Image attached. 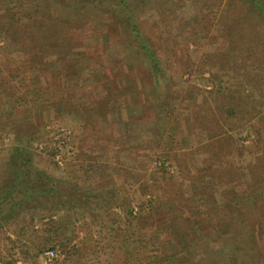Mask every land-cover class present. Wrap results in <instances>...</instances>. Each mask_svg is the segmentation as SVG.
Segmentation results:
<instances>
[{
	"label": "rangeland",
	"instance_id": "1",
	"mask_svg": "<svg viewBox=\"0 0 264 264\" xmlns=\"http://www.w3.org/2000/svg\"><path fill=\"white\" fill-rule=\"evenodd\" d=\"M39 1L0 0V21L9 22L12 35L10 44L0 41V94L11 92L4 97L7 115L0 119V198L17 182L24 163V181L40 175L66 196L77 186L79 203L74 213L38 209L48 216L24 232L21 224L0 223V264H195L203 245L218 247L222 241L213 225L236 227L243 217L255 227L249 263L264 264V235L250 204L232 205L226 217L221 210L200 215L199 222L196 217L194 240L178 247L164 194L175 179L182 208L192 210L195 203L214 205L243 189L236 171L218 187L208 181L198 187L187 177L219 169L215 136L199 123L201 113L216 111L214 82L248 91L237 95L251 114L227 124L220 120L239 146L232 163L243 166L248 178L256 156L264 158L260 92L248 77L229 76L221 42L218 18L227 0H128L125 6L119 0H72L78 1L76 11L60 15L56 36ZM253 18L260 36L264 20L256 12ZM131 23L157 56L159 73L135 48ZM223 94L229 97L231 90ZM175 151L190 159L182 174L171 155ZM10 193L8 200L17 199V189ZM49 196V203L57 201ZM130 208L133 216L126 214ZM60 217L63 227L55 228ZM7 236L27 249L26 261L15 254L13 262ZM171 239L174 255L164 257L159 251ZM131 240L146 250L129 246ZM49 247L58 251L50 261L43 256ZM82 251L86 256L80 260Z\"/></svg>",
	"mask_w": 264,
	"mask_h": 264
},
{
	"label": "trees",
	"instance_id": "2",
	"mask_svg": "<svg viewBox=\"0 0 264 264\" xmlns=\"http://www.w3.org/2000/svg\"><path fill=\"white\" fill-rule=\"evenodd\" d=\"M127 1L128 0H119L123 6L126 5ZM77 3L78 1L74 3L72 0H41L39 3H36V5H39L45 12L47 24L51 28L50 30H52V33H54L53 35L56 36L57 32L62 28L59 23L60 15L75 12ZM247 3L253 7V12L250 8L247 9L245 7ZM255 12L264 20V0H243L238 2H235V0H227L225 6L221 10L218 21L223 27L224 39H222L221 42L222 44L223 41L225 43L224 49L227 64H229V68L232 70L229 76L236 79L238 75L241 74L244 77H248L249 80L253 82V88H256V90L260 92L259 98L261 100L262 110L264 109V31L260 36L255 34L256 31L260 29L254 22L253 13ZM95 14L97 13L92 12L93 18ZM130 33H132V37L134 36V41L136 42L134 45L135 48L140 51L143 50L147 58L151 60L152 72L154 74L159 73L160 67L157 64V56L147 47L135 23H131ZM11 36L9 22L0 21V41L4 40V42L10 44L12 42V40L9 39H12ZM3 47L5 49L4 45ZM212 86L211 92L216 93L214 99L216 111L209 109V111L206 110L204 113H201L199 115V123L205 126L208 134L215 136L216 145L213 148L220 158L219 169H217L213 175L206 176L203 174L201 176H193L195 173H190L187 177L195 181L193 183H197L198 187L200 186L198 184L202 185L201 182L206 181L218 187L227 183L230 178H232L231 176L233 173H237L236 178L243 179L242 185H244L242 187L243 189L239 191L226 193L224 195V200L221 202L211 205L207 202L200 201L199 203H195L192 210H190L188 207L182 208L183 201L179 185L174 181L175 179L173 180V178H170V183L164 190V194L171 202V214L174 216L173 221L175 230L170 235L175 237V245H178V243L182 241L184 243V241L194 240L196 217L199 216L197 218V222H199L201 221L200 215L214 210H221L226 217V215H230V212H232L231 206L237 204H250L252 206L255 215L254 219H258L259 223H261V230L264 235V158L260 155L256 156L254 163L251 165V175L247 178V174L243 172V166H236L232 163V154L239 149V146H237L234 137L228 133L222 125L223 123L220 121L222 120L227 124L226 120L229 118L239 119L251 114V111L244 105L245 101H243L240 95H237L240 92L248 91L245 90L246 87L244 88L243 85H240L241 88L231 89L227 85L214 82ZM227 87L229 91L231 90L229 97L223 94V89ZM2 92L7 93L5 96H11L10 91L3 90ZM248 95L250 94L248 93ZM4 97L2 98L0 94V119L7 115L3 105ZM251 110H255V107H251ZM172 154L175 160L178 161L179 171L182 167L187 168V161L190 160L189 158L181 157L180 155L182 153L178 151L171 152V155ZM168 158L169 155H167L165 160H169ZM19 168H23V171L15 178L17 182L0 198V223H5L4 225L21 224L18 230L19 232H24L26 229H31L37 221L48 216L46 214L40 215L39 212H37L39 211L38 209L50 210L51 208H61L65 212H76L74 208L78 206L79 203L75 198L79 190L77 186H73L74 192L70 196H66V190H54L50 188L51 186L48 187L49 183L45 184L43 182L44 178L40 175H35L32 180L24 181V172H26L25 164H20ZM182 172L183 170H181V174ZM13 188L17 189L16 195H18V197L15 200H8V195L11 194L10 192ZM45 194H51L47 199L53 196V198H55L54 200L57 201L49 203L48 200L45 199ZM168 200L166 199V203L169 202ZM7 204H9V208L5 210L4 208ZM126 214L133 216L131 215L132 209H127ZM185 216L190 217V219H186ZM224 216L221 217V222H223V218L226 219ZM191 218L193 219V230L187 231L191 223ZM62 220L63 219L60 217L58 222L55 221L53 223L55 228L63 227V223L60 222ZM251 220L252 219L248 217H243L237 223L236 227L225 224H212V229L216 235L220 236L222 241H220L218 247L213 246L210 242L209 244L203 245L201 250L204 251H200L198 262L195 264H250L246 253L249 248H252L254 245L253 236L255 232V227L252 226ZM3 224H0V227L4 226ZM163 236L170 237L169 235ZM126 237L125 235L124 238ZM7 238L10 241L8 250L13 262H15V254H19L23 261H26L27 249L23 247V244L18 245L19 241H14L9 236H7ZM129 240L130 239H128V241ZM241 241L244 242L242 245ZM173 243V239L164 243L159 251L160 254L163 253L164 257L174 255L171 253L174 250L172 246ZM128 244L129 246H135L139 251L142 250L144 252L146 250L145 245H138L135 240H131ZM179 246L180 244L178 247ZM50 249L56 248L49 247L45 251ZM45 251L43 252V256L46 259V255L44 254ZM149 256L150 259L154 258V255Z\"/></svg>",
	"mask_w": 264,
	"mask_h": 264
},
{
	"label": "built area",
	"instance_id": "3",
	"mask_svg": "<svg viewBox=\"0 0 264 264\" xmlns=\"http://www.w3.org/2000/svg\"><path fill=\"white\" fill-rule=\"evenodd\" d=\"M44 254L46 255V259L50 261L58 256V251L56 249H50L45 251Z\"/></svg>",
	"mask_w": 264,
	"mask_h": 264
},
{
	"label": "crops",
	"instance_id": "4",
	"mask_svg": "<svg viewBox=\"0 0 264 264\" xmlns=\"http://www.w3.org/2000/svg\"><path fill=\"white\" fill-rule=\"evenodd\" d=\"M85 254H86V251H82V252L78 253L77 256L80 257V260H81L82 258H84V256H86Z\"/></svg>",
	"mask_w": 264,
	"mask_h": 264
}]
</instances>
